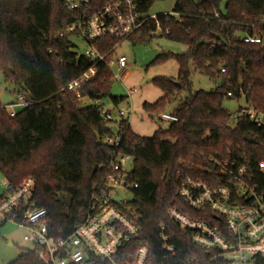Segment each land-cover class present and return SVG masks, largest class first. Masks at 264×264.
Returning a JSON list of instances; mask_svg holds the SVG:
<instances>
[{
	"label": "trees",
	"instance_id": "16d2710c",
	"mask_svg": "<svg viewBox=\"0 0 264 264\" xmlns=\"http://www.w3.org/2000/svg\"><path fill=\"white\" fill-rule=\"evenodd\" d=\"M109 1L90 0L92 12H99ZM158 1L164 0H139L141 11L149 13ZM70 3L0 0V73L17 85L27 103L13 116L0 101V172L14 190L27 179L35 181L31 198L18 209L19 221L28 209L43 208L50 235L70 236L83 220L91 195L105 186L110 175L114 149L99 139L118 136L117 152L132 158L129 181L138 185L128 205L137 215L140 234L126 257L147 245L148 264H185L191 259L211 264L212 253L193 244L191 233L181 230L168 211L176 208L193 220L215 224L213 214L190 208L178 189L187 179L204 181V168L242 153L251 158L253 168L264 162V127L243 116L232 120L223 106L226 99H244L247 106L264 113V0H226L224 11L221 0H176L172 13L179 18L165 22L159 15L163 32L169 30L162 37L185 45L187 52L175 56L178 78L157 79L155 84L165 94L144 109L160 112L184 92L189 96L171 113L178 121L159 128L152 137L136 135L125 117L116 135L111 128L114 121H106L100 107L83 103L110 97L117 107L128 99L111 95L114 75L107 64L96 65L98 75L81 86L80 97L68 89L94 65L78 56L71 37H60L81 16L70 9ZM154 31L155 23H151L144 37L132 43L152 41ZM249 37L261 43L246 42ZM121 43L106 39L95 46L109 61ZM192 69L219 80V86L211 92L192 93ZM245 135L254 142L246 141ZM256 180L264 183L259 175ZM162 227L176 251L169 259L162 247ZM11 264L43 263L29 250ZM80 264L108 263L90 257ZM257 264H264V259Z\"/></svg>",
	"mask_w": 264,
	"mask_h": 264
},
{
	"label": "built area",
	"instance_id": "2783aa9c",
	"mask_svg": "<svg viewBox=\"0 0 264 264\" xmlns=\"http://www.w3.org/2000/svg\"><path fill=\"white\" fill-rule=\"evenodd\" d=\"M70 9L78 10L81 16L60 37L67 35L82 40L87 48L84 53L78 52V56L94 62L82 77L67 86L79 97L81 86L98 75L96 65L99 63L107 64L112 72L113 67H117L118 74L113 72V75L118 81L122 82L126 76L127 58L114 56L108 61L107 54H103L95 44L106 39L139 41L151 23L156 26V31L150 32L152 38L158 34H169V30L163 32L159 15L141 11L139 0H111L97 13L92 12L90 0H73ZM161 15L165 22L170 17L179 18L175 13ZM215 17L218 18L219 14L216 13ZM246 42L261 43V40L249 37ZM74 45L78 50L76 42ZM133 93L128 91L129 96ZM228 97L232 98V95L228 94ZM26 104L24 97L20 96L19 103L9 107L14 109ZM91 104L100 107L106 121L113 120L111 111L106 110L101 102ZM15 114L12 113L13 116ZM118 114L122 118L129 113L122 109ZM241 116L258 128L264 127V113L252 107L240 108L232 118L237 120ZM160 119L171 123L178 121L171 113H163ZM99 141L114 149L110 175L105 186L91 195L83 220L66 238L50 235L48 213L43 208L28 209L19 221L18 209L31 198L35 188L32 178L15 190L10 188L7 180L3 182L7 193L0 200V224L13 223L25 228L24 240L33 245L32 250L43 264H80L90 257L108 264H148L150 250L147 245L137 247L133 255L126 257L140 234L137 215L128 205L133 198L132 191L138 185L129 181L131 172L123 170L124 161L132 158L117 152L120 147L118 136H107ZM204 172V181L187 179L178 189V195L190 208L213 214L216 223L193 220L176 208L168 211L169 217L181 230L191 233L193 244L212 253L211 264H257L258 259H264V183L256 179L258 175L264 178V162L253 168L251 158L242 153L238 158L217 162L214 168H204ZM127 194L132 198L127 199ZM164 232L162 227V247L166 259H169L176 256V251ZM185 264L200 263L191 259Z\"/></svg>",
	"mask_w": 264,
	"mask_h": 264
},
{
	"label": "rangeland",
	"instance_id": "374dc122",
	"mask_svg": "<svg viewBox=\"0 0 264 264\" xmlns=\"http://www.w3.org/2000/svg\"><path fill=\"white\" fill-rule=\"evenodd\" d=\"M72 2L73 0H64ZM176 0H164L155 2L150 8L149 13L152 15L170 14L173 12ZM226 0H221L220 9L224 11ZM71 40L77 43L79 53H84L87 46L75 37ZM187 52V47L183 44L176 43L159 34L152 41L143 44H133L130 41H124L117 47L115 58L126 57L127 67L125 69L126 76L124 80L118 81L114 79L111 87V95L115 97H128V91H134L132 96L122 101L117 107L114 106L110 97L104 98L101 104L106 110L111 111L113 115V123L111 125L112 132L118 134L119 122L121 117L118 112L122 109L126 110L128 115L125 119L129 120L131 130L138 136L152 137L159 129H167L171 122L161 121L160 116L163 113L170 114L180 105V103L189 96L188 92H184L176 100L168 102L164 109L160 112L148 113L144 109L145 104H155L163 96L164 92L155 84L157 79H177L179 75V64L175 57ZM174 55L166 59L157 60L161 56ZM113 72L118 74L117 67H113ZM192 93L200 91L211 92L215 90L219 84V80H212L192 69L191 74ZM20 89L14 83L7 82L0 73V101L3 105L8 106V112L18 113L22 107L14 109L9 106L19 103ZM84 104H91L90 101L84 100ZM224 108L234 117L239 108L247 106L244 99L234 100L226 99ZM233 120V118H232ZM133 161L125 160L123 170L131 172L133 170ZM5 178L0 172V197L7 193V186L3 185ZM127 199H131L130 194L126 195ZM26 229L19 227L13 223L0 224V264H11L19 258L20 255L33 249V245L24 240Z\"/></svg>",
	"mask_w": 264,
	"mask_h": 264
},
{
	"label": "water",
	"instance_id": "95a60500",
	"mask_svg": "<svg viewBox=\"0 0 264 264\" xmlns=\"http://www.w3.org/2000/svg\"><path fill=\"white\" fill-rule=\"evenodd\" d=\"M245 140L248 141V142H250V143H253L254 142L253 139L249 135H245ZM97 168L98 167L96 166L95 169H94V172H96Z\"/></svg>",
	"mask_w": 264,
	"mask_h": 264
},
{
	"label": "crops",
	"instance_id": "0c3cea01",
	"mask_svg": "<svg viewBox=\"0 0 264 264\" xmlns=\"http://www.w3.org/2000/svg\"><path fill=\"white\" fill-rule=\"evenodd\" d=\"M16 113V112H15ZM6 180V179H5ZM2 197V196H1Z\"/></svg>",
	"mask_w": 264,
	"mask_h": 264
}]
</instances>
